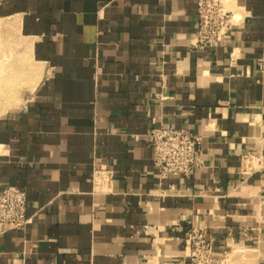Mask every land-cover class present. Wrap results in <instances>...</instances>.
Masks as SVG:
<instances>
[{
    "label": "crops",
    "instance_id": "obj_1",
    "mask_svg": "<svg viewBox=\"0 0 264 264\" xmlns=\"http://www.w3.org/2000/svg\"><path fill=\"white\" fill-rule=\"evenodd\" d=\"M198 2L0 0V189L29 218L0 264H191L195 227L264 264V0L203 47ZM165 125L203 136L192 175L160 177Z\"/></svg>",
    "mask_w": 264,
    "mask_h": 264
},
{
    "label": "built area",
    "instance_id": "obj_2",
    "mask_svg": "<svg viewBox=\"0 0 264 264\" xmlns=\"http://www.w3.org/2000/svg\"><path fill=\"white\" fill-rule=\"evenodd\" d=\"M217 0H199L197 46L218 43L232 24V15L219 8L213 14ZM153 162L161 178L192 175L202 164L203 136L191 129L175 126H159L151 129ZM26 191L10 185L0 189V232L16 230L26 226ZM191 264H218L220 260L214 251L213 240L206 229L193 228L189 235Z\"/></svg>",
    "mask_w": 264,
    "mask_h": 264
},
{
    "label": "rangeland",
    "instance_id": "obj_3",
    "mask_svg": "<svg viewBox=\"0 0 264 264\" xmlns=\"http://www.w3.org/2000/svg\"><path fill=\"white\" fill-rule=\"evenodd\" d=\"M213 4V14L217 15L218 9L223 8L226 11V14L230 15L233 11L232 0H217V4ZM254 250H249L246 248H233L228 250L222 256V259L218 261V264H255V261L251 259V256H254Z\"/></svg>",
    "mask_w": 264,
    "mask_h": 264
},
{
    "label": "bare ground",
    "instance_id": "obj_4",
    "mask_svg": "<svg viewBox=\"0 0 264 264\" xmlns=\"http://www.w3.org/2000/svg\"><path fill=\"white\" fill-rule=\"evenodd\" d=\"M232 3H234V0H232ZM233 17H235V19H237V17H236V15L235 16H233ZM240 17V16H239ZM239 19V18H238ZM2 35V34H1ZM1 89V88H0Z\"/></svg>",
    "mask_w": 264,
    "mask_h": 264
}]
</instances>
